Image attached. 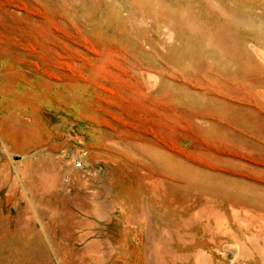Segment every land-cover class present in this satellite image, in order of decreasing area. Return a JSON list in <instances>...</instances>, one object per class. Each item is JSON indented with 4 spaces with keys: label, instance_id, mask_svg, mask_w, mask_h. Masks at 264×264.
<instances>
[{
    "label": "rangeland",
    "instance_id": "1",
    "mask_svg": "<svg viewBox=\"0 0 264 264\" xmlns=\"http://www.w3.org/2000/svg\"><path fill=\"white\" fill-rule=\"evenodd\" d=\"M261 224L264 0H0V264H264Z\"/></svg>",
    "mask_w": 264,
    "mask_h": 264
},
{
    "label": "bare ground",
    "instance_id": "2",
    "mask_svg": "<svg viewBox=\"0 0 264 264\" xmlns=\"http://www.w3.org/2000/svg\"><path fill=\"white\" fill-rule=\"evenodd\" d=\"M151 183H152V182H151ZM156 183H157V182H156ZM153 184H154V183H153ZM150 188H152V187H150ZM155 196H156V195H155ZM123 200H124V199H123ZM96 201H97V200H96ZM142 207H143V206H142ZM210 208H211V207H210ZM146 210H147V209H146ZM212 210H214V209H212ZM209 211H210V209H209ZM209 211H208V212H209ZM214 211H215V210H214ZM97 212H98V211H97ZM195 212H196V211H195ZM212 212H213V211H212ZM212 212H211V213H212ZM219 212H221V211H219ZM102 213H103V212H102ZM196 213H197V212H196ZM215 213H216V212H215ZM222 213H223V211H222ZM149 214H150V213H149ZM207 214H208V213H207ZM95 215H96V214H95ZM97 215H98V214H97ZM101 215H103V214H101ZM208 215H209V214H208ZM210 215H211V214H210ZM210 215H209V216H210ZM223 215H224V214H223ZM215 216H216V215H215ZM219 216H220V215H219ZM100 217L103 219L104 216H100ZM206 217L208 218V216H206ZM210 217H211V216H210ZM220 217H221V216H220ZM101 218H100V219H101ZM214 218H215V217H214ZM102 219H101V220H102ZM215 219H217V217H216ZM224 219H225V218H224ZM217 220H219V219H217ZM220 220H221V219H220ZM226 220H227V219H226ZM226 220H225V222H227ZM221 221H222V220H221ZM130 225H131V224H130ZM91 228H92V227H91ZM101 228H102L101 226H98V229H97V230H98L97 232L100 233V234H102V233H101ZM220 228H221V227H220ZM145 230H146V229H145ZM164 231H165V230H164ZM225 231H226V230H225ZM229 231H230V230H229ZM146 233H148V232L145 231V234H146ZM165 233L167 234V231H166ZM229 233H230V232H229ZM168 234H169V233H168ZM168 234H167V235H168ZM256 234H257V235H256V236H257V239H256V236H255V240H258V237L261 236V237H262V240L264 241V225L261 224V228L259 227V229H257V233H256ZM145 236H146V235H145ZM232 236H234V235H232ZM192 237H193V236H192ZM236 240H237V239H236ZM164 241H165V240H164ZM250 241H251V240H250ZM147 242H148V241H147ZM241 242H242V241H241ZM144 243H146V242H144ZM192 244H193V245H192ZM192 244H190V246H186V247H184V246H185V245H184L183 248H185V249H190V248H192V247L194 246L195 243H192ZM196 244H197V245H201L199 242H197ZM159 245H161L160 242H159ZM202 245H203V244H202ZM158 247H159V246H158ZM164 248H165V247H164ZM253 248H254V247H253ZM160 249H161V248H160ZM162 249H163V248H162ZM162 249H161V250H162ZM238 249H239V248H238ZM246 249H248V248H246ZM242 250H243V249H242ZM242 250H241V251H242ZM262 250H263V249H262ZM163 251H164V250H163ZM260 251H261V250H260ZM263 252H264V251H263ZM201 253H204V252L201 251ZM150 254H151V252H150ZM172 255H173V254H172ZM193 255H194V254H193ZM245 255H246V254H245ZM246 256H247V255H246ZM185 257H186V256H185ZM203 257H204V255H203ZM205 257H206V255H205ZM185 259H186V258H185ZM160 261H161V260H160ZM196 262L198 263L199 261H196ZM158 263H159V262H158ZM159 264H161V263H159ZM187 264H189V263H187ZM239 264H241V263H239Z\"/></svg>",
    "mask_w": 264,
    "mask_h": 264
},
{
    "label": "built area",
    "instance_id": "3",
    "mask_svg": "<svg viewBox=\"0 0 264 264\" xmlns=\"http://www.w3.org/2000/svg\"><path fill=\"white\" fill-rule=\"evenodd\" d=\"M75 166L76 167H80L81 166V162H79V161L75 162Z\"/></svg>",
    "mask_w": 264,
    "mask_h": 264
}]
</instances>
